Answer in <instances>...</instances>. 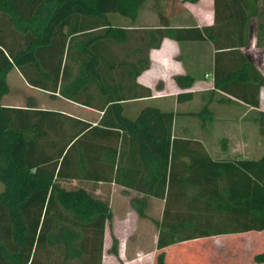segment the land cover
<instances>
[{"label":"trees","instance_id":"16d2710c","mask_svg":"<svg viewBox=\"0 0 264 264\" xmlns=\"http://www.w3.org/2000/svg\"><path fill=\"white\" fill-rule=\"evenodd\" d=\"M146 1L0 0V264H101L112 211L107 192L95 191L99 182L138 191L140 215L149 197L163 199L154 264H168L164 248L175 243L264 229V154L214 157L198 138L174 133V111L152 104L134 115L125 111L127 100L151 94L137 77L164 37L210 40L214 87L259 107L264 75L237 58L251 43L252 19L264 18V0H213V22L201 26L111 19L134 22ZM197 1L166 0L165 14ZM259 28L256 44L264 45V22ZM226 53L229 67L219 64ZM13 67L50 97L101 116L92 123L37 107L30 96L21 106L2 104ZM175 78L181 83L183 76ZM241 84L245 91L253 84L254 93L243 95ZM253 116L264 135V110ZM116 244L113 237L114 251ZM254 259L264 262V251Z\"/></svg>","mask_w":264,"mask_h":264},{"label":"crops","instance_id":"0c3cea01","mask_svg":"<svg viewBox=\"0 0 264 264\" xmlns=\"http://www.w3.org/2000/svg\"><path fill=\"white\" fill-rule=\"evenodd\" d=\"M148 1V0H147ZM159 1V0H157ZM166 1V0H165ZM204 2L205 6L208 8V13L204 16L197 11L199 15L202 16V22H196L191 24H172L170 21L175 19L183 20L187 17L189 19V11L184 10L183 12L173 15L165 16L164 12L161 15L159 14L160 24L157 25H169V26H193V25H207L213 22V0H198L197 2H191L193 5L200 4ZM145 3V2H144ZM143 3V4H144ZM142 4V5H143ZM141 5V6H142ZM210 8V10H209ZM197 15L198 17H200ZM197 17H195L196 19ZM192 19V17H191ZM141 27L155 26V25H136ZM254 38V37H253ZM255 39V38H254ZM206 40H176L172 37H164L161 45L157 48H152L149 52L150 64L144 69L137 77V80L145 85L149 86L152 91L148 96L138 97L136 99H130L125 102V111L129 115H134L137 113L138 109L145 104H152L163 110H172L175 112L173 119V127L175 134H187L190 137L198 138L206 146L208 152L212 156H216L215 153L211 151V146L219 144V135L215 130H212V125L215 121V113L220 112L225 116L226 123L228 125L230 134L236 135V144L238 147L249 145L251 146L250 155L245 152L243 148L242 157L254 158L255 150V141L252 134L253 127L256 126V121L254 120L255 110L262 109L260 104L262 102V91L264 85H261L258 89V99L259 107H255L246 101L235 97L234 95L227 93L217 87H214V46L212 44H202ZM256 43L255 41L248 46L240 47L242 54H238L237 64L241 65L245 63L246 60L252 62L260 73L264 75V71L261 68L262 62L260 61V54L255 56ZM224 59L220 61L225 67H229L231 62H229V57L226 58L227 53L224 54ZM17 71L18 75L23 79L19 71L13 67L9 71ZM8 71V72H9ZM8 74V73H7ZM181 75V83H178L175 76ZM18 76V77H19ZM8 79V78H7ZM9 81V80H8ZM26 83V81L23 79ZM29 85L28 83H26ZM242 85V84H241ZM31 86V85H29ZM251 86V87H250ZM34 87V86H32ZM243 87V85H242ZM248 90H244L243 87L241 90L243 95L251 96L254 93L253 84H249ZM37 88V87H35ZM40 89V88H37ZM42 90V89H41ZM44 91V90H43ZM188 93L192 97L184 100H178L176 98L177 93ZM217 96V102L213 97ZM29 97V96H28ZM61 97V96H60ZM52 98V97H51ZM56 98V97H54ZM242 98V97H241ZM70 103L72 102L66 99ZM223 101L230 102V104H222ZM2 104L5 105H17V104H8L1 100ZM219 103L216 108H210L211 103ZM78 104V103H77ZM208 104L210 111L204 110L203 106ZM21 106V105H19ZM85 105L79 104V111L81 114H73L69 110L59 109L71 115H75L84 120L95 123L98 118L101 116V111L92 107H87ZM49 108V107H41ZM56 109V108H49ZM58 109V108H57ZM96 113L92 114V113ZM252 129V130H251ZM216 134V135H215ZM232 136V137H233ZM220 144L223 145V149L228 150L227 153H232L234 148L229 149L226 144H230L229 140L226 138L221 139ZM217 148H214L216 151ZM238 152V153H240ZM248 152V150H247ZM236 153L235 151L232 153ZM220 157V156H217ZM231 157V156H230ZM100 184L96 186V192H107L110 209L112 211L111 219L106 222L104 227L103 235V251L101 264H149L148 262L142 263L139 261L142 257L143 251H137L134 255L125 254L126 246L124 242L128 239V242L134 240L138 235L142 234V228L131 229L130 236L123 238L120 233L113 231L114 226H116L117 218L124 217V221H128L129 224L132 214H135V219H141L147 217V209L156 197H149L145 203V214L140 215L136 207L140 203H136L133 200V197L139 194L138 191L131 187H125L121 184L110 182L104 183L99 182ZM105 185V186H104ZM161 199V198H159ZM163 200V199H162ZM116 208H119L116 210ZM163 209V206H162ZM162 214V211H161ZM139 217V218H138ZM161 217V215H160ZM160 219V218H159ZM156 219V220H159ZM155 221V219H154ZM136 225V223H135ZM259 232L263 230H257ZM245 232V231H244ZM158 234V233H157ZM227 234V233H226ZM113 237L116 238V250L112 249ZM155 240V247H156ZM123 243L121 247V243ZM264 251V249H263ZM149 260V259H148Z\"/></svg>","mask_w":264,"mask_h":264},{"label":"rangeland","instance_id":"374dc122","mask_svg":"<svg viewBox=\"0 0 264 264\" xmlns=\"http://www.w3.org/2000/svg\"><path fill=\"white\" fill-rule=\"evenodd\" d=\"M165 3V0L146 1L139 8L138 17L134 22H130L129 18L127 17H121L116 14H113L111 19L114 23H120L124 25H157L160 24L159 14L161 15V13L163 14V12L165 14ZM184 4L186 5L185 10L189 11V19L188 17L187 20L175 19L173 21H170V23L191 24L202 22V16L209 12L204 2L195 5H193L191 2H185ZM260 6L262 7L261 4ZM197 11H199L202 16L199 15ZM197 15H199L200 17H198ZM195 17L197 18L195 19ZM255 20L256 18L252 19L253 33L254 31L258 30L257 26H255ZM256 33L259 35V30ZM203 40L206 41L202 44H212V42L208 39ZM255 40L256 39L251 37V43H253ZM254 48L255 49H252V51L256 50L255 56L260 54V61L262 62L261 68L264 71V45L263 43L256 44ZM217 58H222V55L219 54ZM18 76L19 75L16 70L9 71L7 74L8 91L3 95V100L5 103L24 105L26 104L27 97L30 96L34 98L35 105L37 107H53L56 109L58 108V110H70L73 114H81V112L79 111V104L70 103L65 98L60 96L51 98L48 92L27 85L23 81V79ZM213 98L216 102L218 101L216 100V95ZM216 102H212L210 104L211 108L217 109L216 106L219 103ZM222 104L226 105L230 104V102L228 103L226 101H223ZM260 106L264 110V88L262 91V102ZM92 114L96 115L95 112ZM214 115L215 121L212 125V130L214 129L215 133L217 132V134L219 135V137L217 138L219 139V144L215 145V147L211 146V151L215 153L216 156H220L222 158H232L242 156L240 155L242 154V152L240 151L244 148V153H248L250 155L251 146H237L236 135L233 136V134H230L231 131L229 130L226 120L224 119L225 116L220 112H217ZM255 124L256 126L253 127L254 129H251L255 141L254 150L256 152L254 154V158H259L262 154H264V135L260 133L257 122ZM223 138H226V140L230 141V144H226V146H228L229 149L234 148L233 150L236 153L232 154L234 151H230L232 152L231 154L227 153V147L225 149L222 148L223 145L220 144V141ZM214 148H217V150L214 151ZM99 184L100 183H98V185ZM1 188L2 184L0 182V189ZM162 206V199H154L149 208L146 210L148 216L143 217L139 220L135 219L137 217H135V214L133 213V218H131L130 224L129 219L126 222L124 221L123 216L117 218V223L116 226H114L113 231L115 230L120 233L123 238L130 236L132 228L138 229L139 227H141L143 231L141 235H138V237H136L131 242H128V239L124 242V245L126 246V251L124 250L125 254L134 255L137 253V251H143L144 255L140 257L139 261H141L142 263H149L151 261L149 264H154L155 254L160 250L155 247V240L158 235V227L154 219L156 220L160 218ZM118 209L119 208H116V210ZM120 245L122 247L123 243H121ZM263 249L264 231L259 232L255 230L199 237L192 240L175 243L164 248L168 264H264V262H258L254 259V255L258 252L263 251ZM126 264L129 263L127 262Z\"/></svg>","mask_w":264,"mask_h":264},{"label":"flooded vegetation","instance_id":"af4514ba","mask_svg":"<svg viewBox=\"0 0 264 264\" xmlns=\"http://www.w3.org/2000/svg\"><path fill=\"white\" fill-rule=\"evenodd\" d=\"M263 17H264V14H263ZM255 19V18H254ZM256 22V25L255 26H257V29L258 30H260V28H259V22L260 23H263L264 22V18L262 19H260V20H257V18H256V20H255ZM259 21V22H258ZM260 27H261V25H260ZM252 29H253V24H252ZM258 30L257 31H254V33H253V30H252V34H253V37L255 38V39H257V33L256 32H258ZM260 32V31H259ZM255 43H256V40H255Z\"/></svg>","mask_w":264,"mask_h":264}]
</instances>
